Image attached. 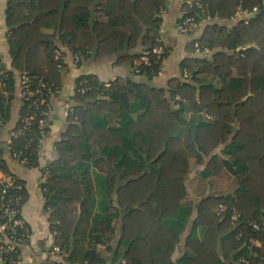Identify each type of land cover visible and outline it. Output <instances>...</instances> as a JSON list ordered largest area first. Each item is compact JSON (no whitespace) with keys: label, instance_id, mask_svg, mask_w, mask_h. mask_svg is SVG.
<instances>
[{"label":"trees","instance_id":"obj_1","mask_svg":"<svg viewBox=\"0 0 264 264\" xmlns=\"http://www.w3.org/2000/svg\"><path fill=\"white\" fill-rule=\"evenodd\" d=\"M166 2L7 0L13 68L27 73L33 88L42 78L61 89L55 50L65 46L98 60L116 56L118 63L131 62L134 72L139 68L136 74L154 77L169 53L160 31ZM200 3L187 0L183 18L221 22L206 23L187 45L190 55L181 69L189 71L188 79L174 76L166 87H156L122 76L109 82L95 74L78 78L68 128L41 183L49 230L57 231L54 241L62 256L44 264H108L99 244L115 253L111 264H264V229L252 228L253 221L264 219V0ZM254 7L260 12L231 23L236 11ZM96 13L105 19H95ZM196 43L211 56L196 54ZM159 46L164 48L160 56L152 51ZM145 56L150 65L140 62ZM16 86L15 71L1 63L5 124L12 117ZM26 110L22 105L20 115ZM33 128L28 137L36 143ZM25 139H16L18 149ZM26 151L37 167L39 148ZM194 166L202 167L208 181L234 168L241 190L205 194L193 205ZM21 182L27 202L26 181ZM189 223L186 251L175 260ZM0 263L9 261L0 258Z\"/></svg>","mask_w":264,"mask_h":264},{"label":"crops","instance_id":"obj_2","mask_svg":"<svg viewBox=\"0 0 264 264\" xmlns=\"http://www.w3.org/2000/svg\"><path fill=\"white\" fill-rule=\"evenodd\" d=\"M186 1L187 0H167L164 10L161 13V39L168 47L169 53L163 60L161 71L154 77L136 74L131 62L125 61L123 63H118L116 56L104 57L98 60L93 56L85 57L76 55L71 49L62 46L60 50L64 61V69L61 70L62 87L59 93L51 97L50 103L54 109V114L49 119V133L43 141L42 149L40 151L39 165L37 167L27 168L13 160L10 154H6V158L11 168L26 181L29 196L24 206V216L31 226L34 241L41 246L44 252H47V249L50 247L49 215L44 209L45 198L41 188V183H38L37 177H39V175L44 176L42 173L43 166L51 163L58 156L57 142L62 139L63 134L66 132L69 125L67 120L68 112L75 105L78 78L84 74H95L102 82H109L119 76H122L148 83L151 86L166 87L170 78L182 75L181 62L185 57L190 55L187 45L192 40V36L188 34H181L178 31V24L185 15L184 3ZM6 8L7 0H0V61L8 70L11 69L15 71L17 86L15 91V100L12 107V117L10 121L7 122L1 129V139L4 141H6L9 137L10 131L17 125L22 106L20 92L21 73L13 68L12 58L9 54V45L7 42L8 27L6 25ZM99 14L100 13L95 14V19L101 20ZM213 22L221 21L217 19H207L201 22L198 36L202 33L206 23ZM233 22L237 21H231V23ZM140 49L141 48L139 47L130 52L133 53L135 51H139ZM138 61L139 60L136 62ZM32 171H37L39 175L37 174L34 178H32ZM225 172H227V167L221 175L212 177L211 186L214 183L216 185H220L222 182L225 184L226 181H230ZM211 194L215 193L211 191ZM189 200L191 199L189 198ZM79 217L80 215L78 211V218ZM190 227L191 223L188 224V227L183 233L181 241L176 248L173 255L175 260L182 256L186 251L185 238L190 233ZM118 233L119 230L117 231V234ZM199 236L202 235L199 234ZM98 249L101 252L102 257L107 259L108 264H111L114 260L115 253L107 250L104 244H99ZM53 259L61 260L62 256L59 254L58 256L53 257ZM37 261L38 262H35L33 259L32 261H29L28 264H42L40 260Z\"/></svg>","mask_w":264,"mask_h":264},{"label":"built area","instance_id":"obj_3","mask_svg":"<svg viewBox=\"0 0 264 264\" xmlns=\"http://www.w3.org/2000/svg\"><path fill=\"white\" fill-rule=\"evenodd\" d=\"M194 1L198 6L201 5V0ZM163 10L164 8L161 13ZM258 12H260L259 7H254L252 10L241 8L232 16L231 21L248 19ZM200 26L201 20L196 19L194 16H187L179 22L178 31L181 34L191 35L193 39L198 37ZM152 51L160 56L164 48L159 46L153 48ZM196 54L211 56V50L203 48L196 43ZM55 58L58 60V67L63 70V55L59 49L55 50ZM140 62L147 65L151 64L150 59L146 56ZM135 72H140V69L135 68ZM182 76L184 79H188L189 71L184 70ZM29 80L30 77L27 73L21 74V101L27 110L23 115L19 116L18 125L10 131L6 141L1 139V129L5 126V122L0 118V258L1 261L7 259L9 264H28L29 261L35 258L44 264L54 261L53 257L58 256L61 252L60 245L54 241L57 231L50 233V247L47 252H44L41 246L34 241L33 231L24 216L26 202L23 191L25 185L21 182L24 179L11 168L6 158V154H10L12 159L22 166L32 168V156L26 150L31 145H36L40 153L44 138L49 133L48 121L54 114L50 101L53 95L59 93L60 89H53L42 78H38V82L33 88L28 84ZM81 91L84 93L86 88L81 89ZM34 126L39 135V141L36 143L33 137H28V133L34 129ZM20 137H25L26 142H24L22 148L18 149L16 139ZM47 172L48 164L42 168V173L45 177ZM238 217L239 214L235 212L233 219ZM252 228L255 230L264 229V219L262 221H253ZM257 244L259 243L257 242ZM79 264L93 263L89 260H84Z\"/></svg>","mask_w":264,"mask_h":264},{"label":"rangeland","instance_id":"obj_4","mask_svg":"<svg viewBox=\"0 0 264 264\" xmlns=\"http://www.w3.org/2000/svg\"><path fill=\"white\" fill-rule=\"evenodd\" d=\"M101 20L105 19V16L100 13L99 14ZM201 166H194L193 170L190 174V180H189V198L191 199L193 205L199 200L203 195L211 193V191L215 194L221 195V194H236L241 190V186L239 184V181L237 179L235 169L232 167L227 168V172H225L227 178L230 181H226L225 184L222 182L220 185H216L215 183L211 186V181L206 180L203 178L199 172L201 169ZM37 171H32V178H34L37 175ZM39 175V174H38ZM46 178L44 176L37 177L38 183L45 182ZM208 188V189H207ZM212 188V190H211ZM204 229L201 228L199 230V234L203 235ZM35 262H38L37 258L34 259Z\"/></svg>","mask_w":264,"mask_h":264},{"label":"water","instance_id":"obj_5","mask_svg":"<svg viewBox=\"0 0 264 264\" xmlns=\"http://www.w3.org/2000/svg\"><path fill=\"white\" fill-rule=\"evenodd\" d=\"M134 1V0H133ZM240 48H238V50H239ZM247 99V97L244 99V100H246ZM80 211H81V206H79V215H80Z\"/></svg>","mask_w":264,"mask_h":264}]
</instances>
